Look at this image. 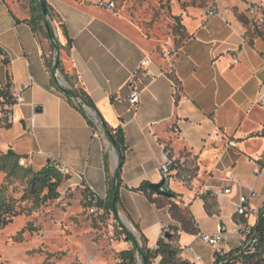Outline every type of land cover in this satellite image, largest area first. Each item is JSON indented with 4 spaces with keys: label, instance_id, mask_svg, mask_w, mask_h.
<instances>
[{
    "label": "crops",
    "instance_id": "obj_1",
    "mask_svg": "<svg viewBox=\"0 0 264 264\" xmlns=\"http://www.w3.org/2000/svg\"><path fill=\"white\" fill-rule=\"evenodd\" d=\"M30 1L0 0V89L10 87L22 96L14 110L16 122L0 130V151L13 150L34 171L48 164L65 167L69 173L64 191L91 192L106 203L118 154L96 113L85 107L84 115L54 86L46 65L51 44L40 41L27 23L32 17ZM99 1L48 3L59 21L54 24L59 42L63 47L68 44L64 29L72 40L70 57L62 58L64 66L78 77L77 85L104 121L123 130L127 151L119 213L147 239L148 248L155 249L160 238L177 227L184 259L215 264L216 252L226 254L242 247L237 227L255 226L264 210V175L256 176L257 168H264L260 161L264 109L256 104L264 85V26L254 25L246 14L263 0H198L185 11L177 10L187 38L174 54L163 57L155 54L137 27L100 7ZM214 2L217 14L209 17ZM143 61L148 65L141 68ZM133 74L140 83L138 107L130 101ZM58 79L61 87H68L63 78ZM218 132L234 139L236 146L214 139ZM164 151L196 170L187 183L175 177L166 187L178 195L177 203L190 208L199 227L197 235L181 231L169 206L159 207L139 191L144 182L163 181ZM251 189L259 197L250 198L246 217L239 216L236 206L242 196L250 197ZM207 193L217 200V215L205 209L202 197ZM222 225L227 232L216 247L201 239L215 235ZM155 264H160V258Z\"/></svg>",
    "mask_w": 264,
    "mask_h": 264
},
{
    "label": "trees",
    "instance_id": "obj_2",
    "mask_svg": "<svg viewBox=\"0 0 264 264\" xmlns=\"http://www.w3.org/2000/svg\"><path fill=\"white\" fill-rule=\"evenodd\" d=\"M101 1L103 0H100L98 4ZM42 3L45 5L46 15L43 13ZM30 10L32 17L27 21V23L32 27L33 32L40 41L46 40L51 44V54L49 57H46V65L51 69L54 86L61 90L70 103L73 104L84 115L87 114L85 106L92 109L96 113V117L103 122V129L106 137L111 142L118 154L119 165L115 178L112 182H110L109 200L108 202L104 203L98 199V206L99 208L104 209V214L107 212L111 213L118 221H120V218L113 211L112 200L116 194L117 207L119 210V187L121 185V172L125 163V153L127 151L123 130L121 128H112L104 121L90 96L83 89V87L77 85L78 77L68 71L64 66L62 58L65 57V54L67 58L70 57L72 50V40L68 37L67 30L64 29L68 44L66 47H63L59 42L54 27V24L57 23L55 22L57 16L54 14L52 7L48 3V0H31ZM240 19L245 24H247L244 17H240ZM176 21L181 22V17L176 16ZM17 22H19V20H17ZM180 27L184 32L185 40L187 38L184 31L185 28L182 24H180ZM55 53H58V58L56 65L53 66ZM56 70L60 72L64 81L68 84V87L63 88L60 86L59 79L55 77ZM6 88L10 89V87ZM76 98L82 100V105H76L74 103V99ZM14 104L15 101L9 90L4 92L0 89V106L5 108L13 106ZM88 119L90 124L95 126L93 118L88 117ZM0 121H4V127H9L11 125L4 118H0ZM261 136L264 137V130L262 131ZM21 159L22 157L17 155L13 150L8 151L6 154H0V173L6 175L5 181L8 182V186L5 184L0 186V226L2 227L8 226L15 218L22 216L23 214L30 213L33 209H39L48 202L58 200L61 196L60 189L68 179V176L61 173L53 164H48L41 170L34 171L31 167L21 166ZM173 170L176 172L175 177L185 181L193 178L196 173L193 165H186V163L181 165L177 161L174 162ZM16 183H21L24 186L23 196L19 200L8 195L9 186ZM139 191L146 194L151 202L157 206H169L173 220L181 225V231L191 235H197L199 233L198 224L192 215L190 208L185 207L183 204L177 203L175 201L177 200L178 195L175 194L174 199H168L157 195V193L152 190L151 184L148 182H144L139 188ZM168 191L173 193L169 189ZM83 195L86 199V206L90 209L92 203L89 202L88 199L93 196V193L87 192ZM202 199L205 202V209L209 215L213 216L219 213L217 200L211 193H207L202 197ZM25 202H31L32 208L28 210L26 207H22L21 204ZM122 227L126 241L131 243L132 249L123 251L120 254L122 260L121 264H139V262L142 264H155V261L159 258L160 264H195L181 256L182 250L178 244L179 228L172 227L169 233H174V235L172 234L173 238L168 240L165 238L164 234V236L160 238L157 247L155 249H150L147 245V239L143 235L140 233L135 235L124 226ZM135 228L137 229V227ZM29 230H34L32 225H28L27 228L24 229L20 234L22 235ZM252 237L258 239L257 245L254 249L255 251L253 253L249 252L248 248L244 247L226 254L216 252L215 264H264V210L259 213L258 221L252 228Z\"/></svg>",
    "mask_w": 264,
    "mask_h": 264
},
{
    "label": "rangeland",
    "instance_id": "obj_3",
    "mask_svg": "<svg viewBox=\"0 0 264 264\" xmlns=\"http://www.w3.org/2000/svg\"><path fill=\"white\" fill-rule=\"evenodd\" d=\"M103 1L113 2V12L137 27L161 57L174 54L184 41L182 19L176 21V11H185L198 3V0ZM4 126V121H0V129ZM5 177L0 173V186H8ZM23 193L21 183L9 186L11 197L19 200ZM60 194L58 200L15 218L6 227L0 226V264H121L120 254L132 249L122 226L131 227L138 235L128 218L120 213V222L108 212L92 215L84 195L62 188ZM21 205L28 210L32 208L31 202ZM28 225L34 230L21 235Z\"/></svg>",
    "mask_w": 264,
    "mask_h": 264
},
{
    "label": "built area",
    "instance_id": "obj_4",
    "mask_svg": "<svg viewBox=\"0 0 264 264\" xmlns=\"http://www.w3.org/2000/svg\"><path fill=\"white\" fill-rule=\"evenodd\" d=\"M99 6L106 8V9H110L112 11L114 9V3L111 1H101L99 3ZM216 14H217V7H216V3L214 2V3H212V5L209 9L208 16L210 17V16H214ZM246 14L252 16L254 25L264 26V0L260 4L251 5L249 7V9L247 10ZM57 58H58V53H55L54 59H53V61H54L53 66L56 65ZM146 65H148V61H143L141 64V68L145 67ZM55 75L58 78H62V76L58 70L55 71ZM139 85H140V83H139V79H138L137 74H133L130 81H129V87L132 91L130 101L135 107H138L139 98H140ZM1 90L4 92L9 90V92L11 93V95L13 96V99L15 101V104L13 106L5 107V108L0 106V118H4L10 124H12V123L16 122L14 110L21 103V98H22L21 91L16 90V91L12 92L10 89H7L6 87L1 88ZM74 103L76 105H82V100L76 98V99H74ZM256 104L258 107L264 109V85L262 86V88L259 92V96H258ZM97 124H98V122H97ZM33 127L34 126L32 125V128ZM213 138L226 140L229 147H235L236 146V141L234 139H230V138L226 137L225 133H222V132L215 133L213 135ZM161 158H162V163L160 165V171H161L164 179H166L167 182H171L175 179V175H176V172H174V170H173L175 160L171 159V157L169 156L167 151H164L161 154ZM262 160L264 161V158L261 159L260 161H262ZM20 165L24 166V167H29L30 163L26 159H21ZM57 169L61 173H63L64 175H67L69 173L68 169H66L65 167H57ZM262 175H264V168L258 167L256 170V176L259 177ZM230 182L237 183V181L235 179H232V178L230 179ZM163 190L168 191V188H164ZM230 192H231L230 190H225L224 193L229 194ZM257 197H259V196L256 193L255 189H251L250 197L242 196L240 198L237 206H236V214L239 216L246 217L250 213V205H249L250 198H257ZM88 200H89V202L92 203V206L90 208V212L92 215H103L105 213L104 209L99 208V206H98L99 200H98V198H96V196H94V194ZM252 228L253 227H250L249 224H243V225H240L237 227V232H238V235L240 237L242 247L248 248V251L251 253H253L255 251L254 249H255V246L257 245V241H258L257 238L252 237ZM226 232H227L226 226L222 225L219 227L218 232L215 235H213V236L203 235V236H201V239L204 242L208 243L210 246L216 247L219 243H221L223 241V236ZM189 250L193 251L192 249H189ZM199 261H200V257L197 256L195 258V262H199Z\"/></svg>",
    "mask_w": 264,
    "mask_h": 264
},
{
    "label": "water",
    "instance_id": "obj_5",
    "mask_svg": "<svg viewBox=\"0 0 264 264\" xmlns=\"http://www.w3.org/2000/svg\"><path fill=\"white\" fill-rule=\"evenodd\" d=\"M42 9H43V13L46 15V8H45L44 3H42ZM63 83H64V85H67L65 81ZM89 110L91 111V109H89ZM166 184H167L166 179H163V181L161 183H159V184H151V188H152V190L154 192L157 193V195L163 196V197L168 198V199H174L175 198V194L174 193H171L169 191H164L163 190L164 188H167ZM112 208H113V211L115 212V214L121 219V215H120L118 207H117L116 194L114 195V198L112 200ZM127 229L134 233V229H132L131 227H127ZM165 238L170 240V239L173 238V235L171 233H169V232H166L165 233ZM139 264H142V263L139 262Z\"/></svg>",
    "mask_w": 264,
    "mask_h": 264
}]
</instances>
